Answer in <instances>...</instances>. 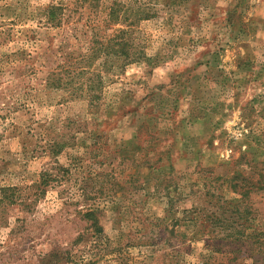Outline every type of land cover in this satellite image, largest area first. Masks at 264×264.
Returning a JSON list of instances; mask_svg holds the SVG:
<instances>
[{"label":"rangeland","instance_id":"rangeland-1","mask_svg":"<svg viewBox=\"0 0 264 264\" xmlns=\"http://www.w3.org/2000/svg\"><path fill=\"white\" fill-rule=\"evenodd\" d=\"M71 1L0 0V264H264V59L205 65L202 44L264 0H116L148 16L98 33L125 29L146 58L53 87L62 38L43 13ZM103 16L83 9L62 50Z\"/></svg>","mask_w":264,"mask_h":264},{"label":"trees","instance_id":"trees-1","mask_svg":"<svg viewBox=\"0 0 264 264\" xmlns=\"http://www.w3.org/2000/svg\"><path fill=\"white\" fill-rule=\"evenodd\" d=\"M100 0H73L67 6L61 3L50 4L46 7L44 15V23L59 31L60 40L57 49H60V52L57 54H52L56 56L58 60L57 66L58 70H47V78L50 79L51 86H60L65 80H71L73 77H78L82 73H89L90 76L87 79H92L95 77L97 79V85H99L100 77L96 72H89L88 68L93 65V62L98 58H103L105 61L108 60L111 56L113 58H121V66L134 63L136 61H141L143 58H146L144 53L138 49L133 41L125 38L123 35L126 33L125 29H110L106 34L98 33V24L100 22L105 27L107 25L116 24V20H121L125 27L135 24L140 19L146 18L147 13H143L142 9L136 7L135 10L129 8L128 6L121 5L116 0H109L108 4L102 9H99ZM90 9L93 15L97 14V11L104 15L101 19L87 20L85 27L90 29V34L85 36L82 41L83 51H77L78 49L68 46L70 51L65 52L62 50V45L67 46L68 41L65 38L72 36L76 39L73 31L76 26L74 25L83 15V9ZM97 10V11H96ZM142 12V13H140ZM128 14H131L133 19L127 21ZM98 16V15H97ZM73 17V18H72ZM87 19V17L85 18ZM70 25V26H69ZM92 29V31H91ZM96 31H93L95 30ZM68 30V31H67ZM110 31V33H109ZM115 31V32H114ZM83 34H81L82 37ZM74 51V53L72 52ZM50 53V52H49ZM104 61V62H105ZM92 75V77H91ZM46 78V79H47ZM99 80V81H98ZM11 190V187L1 188L0 189V202H8L11 197L6 192ZM11 202V201H9ZM93 211L86 212L85 215L92 216ZM53 258H56L55 256Z\"/></svg>","mask_w":264,"mask_h":264},{"label":"crops","instance_id":"crops-1","mask_svg":"<svg viewBox=\"0 0 264 264\" xmlns=\"http://www.w3.org/2000/svg\"><path fill=\"white\" fill-rule=\"evenodd\" d=\"M263 4V5H262ZM260 4L259 6L264 7V3ZM260 7L254 8V10L251 12L250 18H244L243 20L246 22L243 27L234 30H227L226 32H223L222 38L223 43L220 46V49L216 52L215 50L210 52L211 46H210V40L205 39L203 40V45L206 46L207 50L204 52L206 54L205 58H207V63L205 62V65H212L213 64V58L212 53L215 52V58L214 61H218V63H224L222 60L226 59V64H230L232 68L235 69H245L250 70L251 67H254L253 65H259V60L264 59V25L263 20H261V23L256 21V15L257 10ZM262 7V8H263ZM264 10V8H263ZM228 26V25H227ZM225 37V38H224ZM235 42L232 44L230 42ZM239 42V43H238ZM240 44V45H238ZM207 53L211 54L207 56ZM219 54V55H218ZM258 99H253L252 102L249 103L252 104L253 109L257 105L258 102L264 103V97H259ZM201 118L203 121V118L200 116H193V119Z\"/></svg>","mask_w":264,"mask_h":264},{"label":"built area","instance_id":"built-area-1","mask_svg":"<svg viewBox=\"0 0 264 264\" xmlns=\"http://www.w3.org/2000/svg\"><path fill=\"white\" fill-rule=\"evenodd\" d=\"M245 131V129L237 127L231 131V138L233 140H239L244 135ZM231 152L232 151L230 147H225L222 149L219 155L221 158H228L231 155Z\"/></svg>","mask_w":264,"mask_h":264}]
</instances>
